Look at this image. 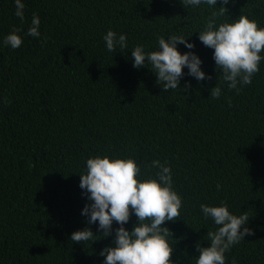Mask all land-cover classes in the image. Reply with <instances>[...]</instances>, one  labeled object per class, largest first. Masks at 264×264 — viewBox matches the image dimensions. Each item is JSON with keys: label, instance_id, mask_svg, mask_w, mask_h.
Wrapping results in <instances>:
<instances>
[{"label": "trees", "instance_id": "trees-1", "mask_svg": "<svg viewBox=\"0 0 264 264\" xmlns=\"http://www.w3.org/2000/svg\"><path fill=\"white\" fill-rule=\"evenodd\" d=\"M0 0V264H103L99 253L114 246L98 222L82 216L89 202L80 188L86 161L96 156L134 159L139 179H157L171 168L173 190L182 198L180 217L166 222L173 234V264H195L197 243L208 247L200 205L227 204L247 212L245 236L225 253V264H264V60L250 85L229 90L218 77L213 49L198 39L211 12L182 0ZM217 26L247 16L264 28V0H230ZM33 14L39 37L27 35ZM13 29L22 45L3 43ZM112 30L127 48L109 52L103 37ZM183 36L195 45L201 70L211 80L184 76L180 88L162 91L151 65L133 67L131 51L158 50V38ZM177 50L188 51L183 44ZM264 55V53H261ZM218 84L222 94L210 97ZM220 189L217 190V185ZM133 214L124 225L132 231ZM90 228L93 240L71 234ZM243 227L241 228V231ZM98 239V240H97Z\"/></svg>", "mask_w": 264, "mask_h": 264}, {"label": "clouds", "instance_id": "clouds-1", "mask_svg": "<svg viewBox=\"0 0 264 264\" xmlns=\"http://www.w3.org/2000/svg\"><path fill=\"white\" fill-rule=\"evenodd\" d=\"M15 13L21 21L24 20L22 0H14ZM222 5L219 11L211 12L205 27L198 32L199 41L207 48L213 49L218 77L227 82L229 90H240L238 86L250 85L252 78L260 70L264 60V28L245 15H240L233 22L220 23L217 17L225 16L226 5L230 0H219ZM186 6L208 5L217 8L218 0H182ZM40 20L33 14L28 36L39 37ZM20 30L13 29L3 43L17 49L22 45V38L17 34ZM109 52L127 48V38L109 30L103 37ZM183 44L190 51L181 54L177 45ZM195 45L188 43L183 36L172 35L168 40L158 38V50L145 52L144 47L136 46L131 51L133 67L144 68L151 65L157 84H162V91L180 88V81L184 76V68L188 69V76L197 81L211 80V76L201 70L202 61L191 51ZM190 85L181 90L186 92ZM222 94L221 87L216 84L210 90V97L218 99ZM151 167L159 168L157 179H139L141 169L134 159H110L108 156H96L86 161V172L80 175V188L85 190L89 201L83 208L81 215L88 217L87 224L98 222L97 231L103 237L112 234V225H119L115 229L114 246L105 247L99 255L104 257L103 264H173L174 249L168 243L169 235H173L166 222L179 219L182 208V198L173 190L171 168L160 161H152ZM220 185H217V190ZM205 219L211 218L218 226L216 231H208V247L196 245L198 256L195 264H225V253L231 247L244 240L245 236H252L254 232L246 225L249 222L247 212L237 216L228 210L227 204L221 206L200 205ZM137 223L131 232L124 225L129 223L132 215ZM243 230L241 231V228ZM95 236L90 228L75 231L70 240L79 244L93 240ZM98 240V239H97ZM232 264H236L233 259Z\"/></svg>", "mask_w": 264, "mask_h": 264}]
</instances>
